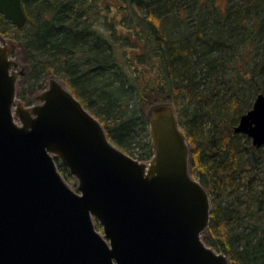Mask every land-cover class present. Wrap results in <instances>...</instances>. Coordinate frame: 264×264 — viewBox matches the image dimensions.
Returning a JSON list of instances; mask_svg holds the SVG:
<instances>
[{"label":"trees","instance_id":"1","mask_svg":"<svg viewBox=\"0 0 264 264\" xmlns=\"http://www.w3.org/2000/svg\"><path fill=\"white\" fill-rule=\"evenodd\" d=\"M21 5L25 25L18 28L0 14V22L9 24L0 31L18 40L31 73L37 67L55 73L87 110L104 113L99 121L119 148L132 142L140 125L151 152L145 111L154 102L174 105L191 148L190 171L210 198L202 240L220 247L230 264H264V186L254 182L264 168V149L247 147L240 139H250L233 132L252 95L264 93V0ZM224 82L236 92V116L204 141L202 121L223 104ZM56 165L68 181L66 167Z\"/></svg>","mask_w":264,"mask_h":264},{"label":"water","instance_id":"2","mask_svg":"<svg viewBox=\"0 0 264 264\" xmlns=\"http://www.w3.org/2000/svg\"><path fill=\"white\" fill-rule=\"evenodd\" d=\"M0 14L18 28L26 23L21 0H0ZM18 54L0 33V264H230L202 240L210 198L190 171L171 102L146 109L153 155L139 161L56 76L32 104L19 100L30 67ZM233 132L264 148V93Z\"/></svg>","mask_w":264,"mask_h":264},{"label":"rangeland","instance_id":"3","mask_svg":"<svg viewBox=\"0 0 264 264\" xmlns=\"http://www.w3.org/2000/svg\"><path fill=\"white\" fill-rule=\"evenodd\" d=\"M0 28L7 29V28H9V24L6 22H4V23L0 22ZM0 33L4 37L14 40V42L18 45V50H19V54L16 56V59L20 63L28 64V61H26V59L24 58L25 56L21 50V46H20V44H18V40L15 39L14 37H12L11 35L5 36L1 31H0ZM52 75L57 77V75L55 73H51V72H47V71L46 72L40 71L39 67L36 68V71L34 73H31V71L29 70L27 77L25 79H20L18 84H17L18 99L21 100L25 105L32 104L34 102V96L46 87L47 78L49 76H52ZM220 85H221L220 95H224L225 100H224L222 105H217L213 109L212 118L206 117L202 121V125L200 128H201V136H202V139L204 141H208L214 135H219L220 133L224 132L225 127L228 126L232 122L233 118L236 116V113H237L236 92H234V94H232L231 90H227L228 86H227L226 82L221 83ZM239 94L240 93L237 92V95H239ZM245 98H247V97H245ZM254 98H255V94H253L251 97V100L249 103V106H250L249 109L252 106ZM219 110H220V112H219ZM88 111L90 113H92V115H93L95 113L94 112L95 108L88 109ZM94 116L99 120L100 118L104 117V113H102V112L98 113L97 112V113H95ZM139 126L136 127V130L133 133L132 142L130 144H128L127 147L122 149V150L125 153H127L128 155L132 156L133 158L138 159L139 161L148 162L153 155V151L152 150H151V152L148 151V148L145 144L147 142V139L144 135L143 129ZM240 143L246 145L247 147H249L251 144V143H246L243 138L240 139ZM262 149H264V148H262ZM195 178L199 180V176L197 173H195ZM67 182L72 188H74L76 185V181L71 176ZM254 182L256 183V185H258V187L264 186V168H263V170H260V171L257 170V174H256V178L254 179ZM215 248H216V251L222 252L220 250V247H215Z\"/></svg>","mask_w":264,"mask_h":264},{"label":"bare ground","instance_id":"4","mask_svg":"<svg viewBox=\"0 0 264 264\" xmlns=\"http://www.w3.org/2000/svg\"><path fill=\"white\" fill-rule=\"evenodd\" d=\"M18 97V96H17ZM101 228V227H100ZM98 230H101V229H98Z\"/></svg>","mask_w":264,"mask_h":264}]
</instances>
